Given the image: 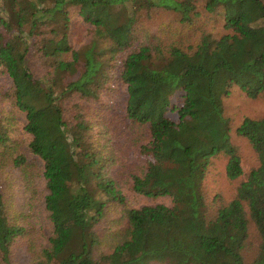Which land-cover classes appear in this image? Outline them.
Returning a JSON list of instances; mask_svg holds the SVG:
<instances>
[{"label": "trees", "instance_id": "16d2710c", "mask_svg": "<svg viewBox=\"0 0 264 264\" xmlns=\"http://www.w3.org/2000/svg\"><path fill=\"white\" fill-rule=\"evenodd\" d=\"M232 84L264 93V0H0V264H264V116L243 174Z\"/></svg>", "mask_w": 264, "mask_h": 264}, {"label": "rangeland", "instance_id": "374dc122", "mask_svg": "<svg viewBox=\"0 0 264 264\" xmlns=\"http://www.w3.org/2000/svg\"><path fill=\"white\" fill-rule=\"evenodd\" d=\"M156 19H158V17ZM163 22H168V18H165ZM201 23L202 22L200 21L198 24L200 25ZM166 35H168V33ZM223 105L224 116L229 123L230 142L235 145L239 151L243 174H245L249 169L258 165V160L247 139L239 136L236 133L235 128L240 124L244 117L259 118L264 116V93L259 94L255 98H250L238 85L232 84L229 88V93L223 96ZM169 115L174 119L177 117V115L172 112H170ZM127 158L137 161L133 152L127 154ZM225 162L226 156L222 153L217 154L211 159V164L204 180V188L208 192L209 198H211L210 200L217 199L218 196L215 194H219L223 201H229L235 195V188L240 179L229 180L226 177L224 168ZM26 191L28 190L24 191L22 187L17 189L18 194L16 195V200L18 205H22L25 202V198L31 193L30 191ZM129 195V200L136 206L153 202H170L169 199L164 197L149 199L142 196L132 198L131 194ZM250 239V247L253 251L255 248L256 236L252 228H250ZM14 261L16 264L27 263L28 255L23 246H18L16 248Z\"/></svg>", "mask_w": 264, "mask_h": 264}]
</instances>
